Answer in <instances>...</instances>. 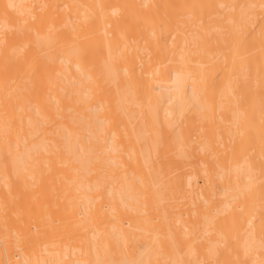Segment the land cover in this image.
Masks as SVG:
<instances>
[{"label":"bare ground","instance_id":"1","mask_svg":"<svg viewBox=\"0 0 264 264\" xmlns=\"http://www.w3.org/2000/svg\"><path fill=\"white\" fill-rule=\"evenodd\" d=\"M0 264H264V0H0Z\"/></svg>","mask_w":264,"mask_h":264}]
</instances>
